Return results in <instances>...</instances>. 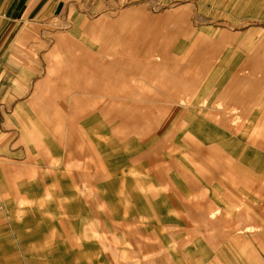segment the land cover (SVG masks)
I'll return each mask as SVG.
<instances>
[{
  "label": "rangeland",
  "instance_id": "1",
  "mask_svg": "<svg viewBox=\"0 0 264 264\" xmlns=\"http://www.w3.org/2000/svg\"><path fill=\"white\" fill-rule=\"evenodd\" d=\"M96 5L2 49L0 264H264V0Z\"/></svg>",
  "mask_w": 264,
  "mask_h": 264
},
{
  "label": "crops",
  "instance_id": "2",
  "mask_svg": "<svg viewBox=\"0 0 264 264\" xmlns=\"http://www.w3.org/2000/svg\"><path fill=\"white\" fill-rule=\"evenodd\" d=\"M97 2L98 0H0V55L3 54L4 59H7L6 49L3 51L2 49L9 38L27 39V35L23 32L27 24L42 23L47 21L50 16L60 15L70 10L75 11L76 8H96ZM92 5L93 7H91ZM141 21L148 23L149 18L144 16L139 22L141 23ZM93 59L102 63L103 66L107 64L100 57H94ZM90 61L92 62V60ZM99 69L96 73L99 71L98 74L102 75L101 68ZM30 75L31 73L28 69L13 66L8 60L5 63H0V101L13 90V87H21L23 89ZM69 78L71 76L62 74L55 79L56 83L54 86L55 88H61L59 92L62 96L66 94L71 84L62 85L60 81ZM4 112L5 105L0 104L1 117H3ZM210 151L215 153V149H210ZM236 256L233 258H236ZM232 263L234 264L235 260ZM257 264L262 263L257 262Z\"/></svg>",
  "mask_w": 264,
  "mask_h": 264
}]
</instances>
